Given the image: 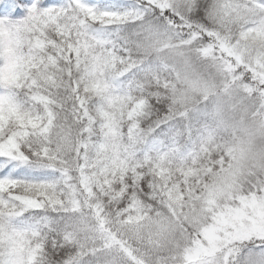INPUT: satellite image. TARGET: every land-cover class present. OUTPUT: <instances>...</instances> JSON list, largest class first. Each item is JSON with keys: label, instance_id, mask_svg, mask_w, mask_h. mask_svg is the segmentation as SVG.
Instances as JSON below:
<instances>
[{"label": "snow or ice", "instance_id": "1", "mask_svg": "<svg viewBox=\"0 0 264 264\" xmlns=\"http://www.w3.org/2000/svg\"><path fill=\"white\" fill-rule=\"evenodd\" d=\"M0 264H264V0H0Z\"/></svg>", "mask_w": 264, "mask_h": 264}]
</instances>
